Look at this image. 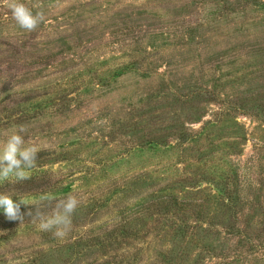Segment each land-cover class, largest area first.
I'll list each match as a JSON object with an SVG mask.
<instances>
[{"label":"rangeland","instance_id":"rangeland-1","mask_svg":"<svg viewBox=\"0 0 264 264\" xmlns=\"http://www.w3.org/2000/svg\"><path fill=\"white\" fill-rule=\"evenodd\" d=\"M19 2L43 20L0 2V130L49 147L0 182L34 215L0 210V264H264V0Z\"/></svg>","mask_w":264,"mask_h":264},{"label":"clouds","instance_id":"clouds-1","mask_svg":"<svg viewBox=\"0 0 264 264\" xmlns=\"http://www.w3.org/2000/svg\"><path fill=\"white\" fill-rule=\"evenodd\" d=\"M10 10L16 25L25 30L32 31L43 20L40 13L33 12L19 2V0H0ZM26 128L22 125H13L5 130H0V182L25 180L30 170L36 165L38 152L49 145L30 143L24 138ZM13 196L0 193V210L9 221H21L25 214L21 213V206L25 205L20 200H13ZM75 197L69 196L57 204L56 210L50 217L37 215L40 220L39 227L42 230L56 228L55 235L63 236L71 227L72 213L78 206Z\"/></svg>","mask_w":264,"mask_h":264},{"label":"trees","instance_id":"trees-1","mask_svg":"<svg viewBox=\"0 0 264 264\" xmlns=\"http://www.w3.org/2000/svg\"><path fill=\"white\" fill-rule=\"evenodd\" d=\"M34 216V215H33ZM33 216H23V219L21 221H11V223L15 224V223H19L22 222L23 220L25 221L26 219H31ZM10 222V221H9Z\"/></svg>","mask_w":264,"mask_h":264}]
</instances>
